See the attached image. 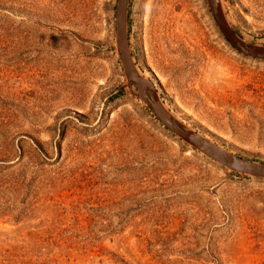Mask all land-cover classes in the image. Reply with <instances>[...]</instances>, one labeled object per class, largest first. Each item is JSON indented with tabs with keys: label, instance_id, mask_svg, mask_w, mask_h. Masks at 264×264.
Instances as JSON below:
<instances>
[{
	"label": "rangeland",
	"instance_id": "rangeland-1",
	"mask_svg": "<svg viewBox=\"0 0 264 264\" xmlns=\"http://www.w3.org/2000/svg\"><path fill=\"white\" fill-rule=\"evenodd\" d=\"M117 0H0V264H264V178L166 128L125 77ZM264 47V0H220ZM129 48L181 125L264 164V59L206 0H129Z\"/></svg>",
	"mask_w": 264,
	"mask_h": 264
},
{
	"label": "water",
	"instance_id": "water-1",
	"mask_svg": "<svg viewBox=\"0 0 264 264\" xmlns=\"http://www.w3.org/2000/svg\"><path fill=\"white\" fill-rule=\"evenodd\" d=\"M129 0H117L115 5V43L119 51V59L121 61L123 71L127 80L135 85L136 95L154 113V115L162 122V124L177 136L188 142L190 145L200 150L214 160L228 166L229 168L264 178V164L257 163L241 156H238L210 140L199 135L195 131L172 121L161 106L157 102L156 90L151 80L144 78L136 68L133 61L128 41L127 31V11ZM215 22L226 38V40L239 52L251 56L253 58L264 59V47L252 43H248L235 35L228 27L220 0H206ZM142 82L150 89V97H148L141 89ZM161 108V109H160ZM169 116V117H168Z\"/></svg>",
	"mask_w": 264,
	"mask_h": 264
},
{
	"label": "bare ground",
	"instance_id": "bare-ground-1",
	"mask_svg": "<svg viewBox=\"0 0 264 264\" xmlns=\"http://www.w3.org/2000/svg\"><path fill=\"white\" fill-rule=\"evenodd\" d=\"M140 89L148 96L150 97V89L146 85V82H142ZM161 109V108H160ZM169 117V116H168ZM172 121L176 122L172 117H169Z\"/></svg>",
	"mask_w": 264,
	"mask_h": 264
}]
</instances>
